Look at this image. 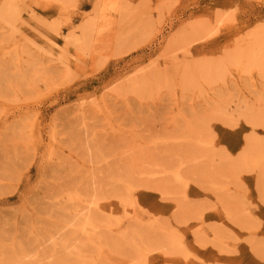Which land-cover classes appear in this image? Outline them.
Wrapping results in <instances>:
<instances>
[{"label": "rangeland", "instance_id": "374dc122", "mask_svg": "<svg viewBox=\"0 0 264 264\" xmlns=\"http://www.w3.org/2000/svg\"><path fill=\"white\" fill-rule=\"evenodd\" d=\"M126 182L167 190L179 223L223 226L246 245L235 264H264V0H34L0 17V252L50 263L63 224L92 213L69 198Z\"/></svg>", "mask_w": 264, "mask_h": 264}, {"label": "bare ground", "instance_id": "6f19581e", "mask_svg": "<svg viewBox=\"0 0 264 264\" xmlns=\"http://www.w3.org/2000/svg\"><path fill=\"white\" fill-rule=\"evenodd\" d=\"M33 5L34 0H0V17L19 23ZM175 175L178 182L185 183L178 173ZM183 186L187 193L189 185ZM122 188L123 192L114 196H95L87 200L80 194H74L69 198L78 206L84 204L92 208V213L79 214L63 224L66 233L59 242V251L63 254L50 256L54 260H49L48 264H207V254L218 250L192 243L190 240L197 234L219 245V251L224 250L227 264H235L233 248L243 250L246 246L241 242H229L230 233L223 226L209 228L203 214H199L194 223L185 219L179 223L178 206L170 201L171 194L167 190L145 188L129 182ZM217 215L220 220L223 216L231 217L225 208ZM245 216L256 220L252 204L246 208ZM111 237L119 238L120 242L110 241ZM152 237L161 240L151 241L149 238ZM52 245L58 243L53 241ZM34 263L27 260L22 251L14 250L8 257L0 252V264Z\"/></svg>", "mask_w": 264, "mask_h": 264}]
</instances>
